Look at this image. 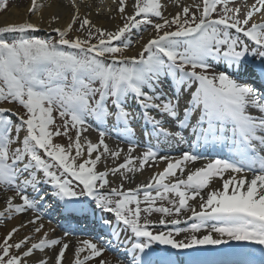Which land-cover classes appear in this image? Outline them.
<instances>
[{"label": "snow or ice", "instance_id": "6c2138e0", "mask_svg": "<svg viewBox=\"0 0 264 264\" xmlns=\"http://www.w3.org/2000/svg\"><path fill=\"white\" fill-rule=\"evenodd\" d=\"M114 2L110 18L120 20L114 28L94 22L77 0H69L74 11L66 23L57 14L49 16L47 28L54 38L29 34L42 30L41 0H30L22 20L0 26V185L15 188L0 209V220L33 213L0 239V264H65L71 233L53 237L55 229L46 230L43 216H71L85 203L94 204L93 213L99 209L110 214L102 215L99 224L112 230V238L77 240L68 264H111L101 257L118 247L113 240L123 248L117 264H161L154 259V245L167 246L163 264H179L170 250L190 256L189 249L225 257L199 264H264V0L245 2L243 8L236 0H171L177 11L168 15L163 0ZM7 8L8 0H0V10ZM148 27L150 37L134 41L136 31ZM133 43L139 51L129 55L126 50ZM213 60L217 67L222 64L221 70L213 67ZM162 77L171 78L173 96L158 91ZM97 81L99 87H93ZM184 92L189 95L181 118ZM129 95L153 133L185 143L183 129L188 128L191 145L176 157L160 155L165 164L161 171L125 189L127 173L152 167L149 162L157 160V151L149 147L134 156L131 140L125 153L106 143L104 130L96 141L85 133L89 117L95 118L97 128L114 118L130 131ZM13 103L23 113L6 106ZM250 108L260 114L253 115ZM152 110L175 120L181 130L163 127L162 118L150 115ZM59 137L67 143L56 142ZM13 143L18 146L12 148ZM207 145L226 148L227 155L209 159L182 178L190 163L202 159L195 149ZM106 157L117 163L99 170ZM110 174L120 176L119 187L110 185ZM216 179L219 187L214 186ZM152 213L160 214L155 223L173 227L152 230ZM114 222L131 235L121 241ZM181 223L188 227H179ZM25 228L31 230L21 236ZM181 233L189 235L177 238ZM233 241L237 247L232 251L200 247Z\"/></svg>", "mask_w": 264, "mask_h": 264}, {"label": "bare ground", "instance_id": "6f19581e", "mask_svg": "<svg viewBox=\"0 0 264 264\" xmlns=\"http://www.w3.org/2000/svg\"><path fill=\"white\" fill-rule=\"evenodd\" d=\"M22 2V1H21ZM30 2V0H29ZM29 2L25 7H22V4L19 2H14L12 3V5H10L8 7V9L6 11L0 10V26H2L3 24L7 23V22H14V21H20L25 17V13H26V9L29 6ZM41 2L45 5L44 9H43V23L41 24V31L44 32H48L50 30H48L47 28V20L49 18V16L51 14H57L61 17V23H66L68 21V19L70 18L72 12L74 11V9L72 8L71 4L69 3V0H41ZM164 3L168 4V7L166 9L165 14H174L175 11H177V8L171 3V0H163ZM185 2L187 3H191L192 0H185ZM77 4L80 7L81 12H91L92 14V19L94 20V22H96L97 24H102L105 27L108 28H114V26L118 23H120V20L117 19H112L110 18L112 16L113 13H115L116 11V4L114 2V0H77ZM50 5V6H49ZM90 6V7H89ZM108 8L112 9V12L109 13L107 11ZM132 9L129 8V11H131ZM98 13V14H97ZM31 19L33 21H37L38 18L36 16H32ZM257 19H259V17H257ZM55 26V25H53ZM152 34V32L150 31H145V33L141 36H144L146 39L148 37H150V35ZM127 53L129 55H136L138 54L139 51V47L134 43L133 46L131 47V49L126 50ZM257 87H262L261 83L259 81H257L256 83ZM171 92H169V91ZM262 90H264V88H262ZM158 91H161L165 94H167V96L171 97L173 96V92L174 89L172 88V80L171 78H164L162 77V82L158 88ZM188 98V96H184L181 97L180 100V115L181 118H183V108L185 106V101ZM7 107L12 108L15 111L16 110L12 105H6ZM129 106L133 107L134 109V114L135 117L137 119V125L141 123V125L143 126L145 118L142 114V109L139 107L137 101L135 100L134 96L130 99L129 102ZM249 111L253 114V115H258L259 112L258 110L254 109V108H250ZM157 114H159L156 110H152L150 112V115L152 116H156ZM160 115V114H159ZM199 113H196L193 117H192V122H195L196 116H198ZM16 117V116H15ZM164 121L163 123V127H166L169 125L170 126L167 127V129H169L172 132L175 131H179L181 130L178 126H177V122L175 120H171V118L167 117V116H163L161 117ZM159 118V119H161ZM172 123H174V125L176 127L172 126ZM146 127V126H144ZM142 131L146 132V134L149 135V133L147 132L149 129L146 130L142 127L141 129ZM151 131V130H149ZM151 133L153 134V132L151 131ZM85 135H87L90 139H92L93 141L95 140L94 136H92L93 134L90 132H86ZM183 135L185 137V140H187V142L185 143H181L179 142L177 139L169 137L166 139L167 145L166 146H162V149L165 150L166 152H174V151H182L186 149V144H188L190 146L191 144V140H189V136H190V129L186 128L183 129ZM163 136V135H161ZM163 138H165L163 136ZM191 139L194 140V137H192ZM110 146V143H108ZM202 145V143H201ZM187 147L188 151L190 149V147ZM208 146V145H207ZM207 146H198L200 148L203 149H207ZM196 152L200 155V154H205L203 150H196ZM210 152H216L215 149H212ZM123 157H121V161L122 162ZM117 162H115L111 157H106L104 160L101 161V163L98 165L99 170H104L105 167L107 168H111L114 167L115 164ZM150 163L152 164V167H146L145 169H143V172L141 173H127L128 179L123 181V186L127 187V188H134L136 187L137 184L140 183H146L148 178L152 175V173L157 172V171H161L163 169V167L165 166V164L163 162H160L158 160L156 161H150ZM203 166V163H190L186 169V173L188 172V170H194L197 167H201ZM184 173L182 178H186L187 174ZM186 174V175H185ZM185 175V177H184ZM251 174H249V178H250ZM109 181L113 182L115 186L119 187L120 183H121V178L119 175L116 176H111V174L109 175ZM177 178H181L180 174L177 173ZM126 183V184H125ZM221 184V181L219 179H216L214 181V186L215 187H219ZM45 189V186H44ZM29 192H31V189H28ZM48 191V190H47ZM191 203V202H190ZM4 207V203H0V209H2ZM93 207L89 206V205H83V210H78L72 213V215L70 216L68 214V212H64V216H70V220L72 221H63V225L64 223L66 224H70L71 225V229L72 230H77L79 232H86V233H90V236L88 238H95L97 236H102L97 234V230H95V228L97 229V226H100L99 224V218L102 216V214L99 213V211H97V209L95 210V213H93ZM52 214V213H51ZM50 215H46L47 217H51ZM190 214V213H189ZM153 221V220H152ZM156 221V220H155ZM45 224V228L46 230L50 228V226H52L51 223H48L47 221H43ZM17 223H19V221H16L15 223L10 225V228L14 225H16ZM49 224V226L47 225ZM96 225V226H95ZM55 227V226H54ZM27 232H24V231ZM206 231L203 230L202 233ZM29 230L28 228H25L22 230V232L20 233V235H25L26 233H28ZM100 232V231H99ZM120 240H124L126 238V236H130V234H128L126 231H120ZM52 234V233H51ZM183 234L184 237H186L187 233H181ZM58 236V235H57ZM181 237V235H179ZM105 239H108L106 237H104ZM68 241L71 242L72 244V248L69 249L67 256L68 259L71 258L72 256V250L74 249V247L76 246L77 243V238H66ZM81 239H85V238H81ZM181 239H184L181 237ZM95 242V239H94ZM119 243V241H116ZM51 255V252L49 253ZM37 255H39V253H37ZM167 257V256H166ZM68 259L65 260V264H68ZM101 259H105L107 261H110L111 264H117L118 259L114 258V256H112L110 253H108L107 251H105L101 257ZM175 259L177 260L178 258L175 257ZM213 261V260H211ZM91 264H98L97 260H94L91 262Z\"/></svg>", "mask_w": 264, "mask_h": 264}, {"label": "rangeland", "instance_id": "374dc122", "mask_svg": "<svg viewBox=\"0 0 264 264\" xmlns=\"http://www.w3.org/2000/svg\"><path fill=\"white\" fill-rule=\"evenodd\" d=\"M22 1V2H21ZM14 2H19V3H21L22 4V7H25L27 4H28V2H29V0H8V7L10 6V5H12V3H14ZM245 2H247V3H252L253 2V0H236V3H238V4H240L241 6H242V8H243V5H244V3ZM8 9V8H7ZM145 31H150V32H152V30H151V28L150 27H148V28H146V29H143V30H137L136 31V33L134 34V37H133V39H134V41L135 40H138L139 38H140V36L141 35H143L144 33H145ZM233 32H234V30H233ZM30 35L31 34H35V35H38V36H42V37H46V38H49V39H51V38H54L55 36H56V34L54 33V32H51V31H46V32H44V31H37V32H35V33H29ZM240 36H241V38H243V39H246V41H247V38H244L243 36H242V34H239ZM251 43V42H250ZM134 44V43H133ZM65 48H66V46H65ZM249 59H251V58H249ZM211 63H212V65L213 66H216L217 67V64H218V62L217 61H211ZM222 66V64L220 65V67ZM220 67H217V68H220ZM216 69V68H215ZM217 71H219L218 69H216ZM211 71V70H210ZM93 87H99V82L97 81V82H94L93 83ZM169 91V90H168ZM169 92H171V91H169ZM189 94L187 93V92H184L183 94H182V96L181 97H184V96H188ZM97 98H98V96H97ZM111 104V100H109V105ZM10 105H12L16 110H18V112H21V113H23V111H24V109L22 108V106H19L18 104H15V103H13V104H10ZM126 108H127V110L128 111H130L131 112V110H129V107L126 105ZM132 113V112H131ZM166 116V115H165ZM93 118V117H92ZM131 118H133V116L131 117ZM156 118L157 119H159V118H161V115H159V114H157L156 115ZM11 119L14 121V123L15 122H19L18 121V119H17V117H11ZM109 120L110 121H112V118H109ZM88 121H89V118H88ZM56 123L59 125V124H61L62 123V121H60L59 119H57V121H56ZM87 124H88V131L87 132H90V133H92L93 135L92 136H94V138H95V140L94 141H96V140H98V138H99V129H94V128H91L92 126H91V122H87ZM122 125V124H121ZM129 125V124H128ZM131 132H132V136L135 138V139H133V146H134V152H133V155L134 156H139L141 153H143L144 151H146L148 148H145V147H140V146H138L136 143H137V141H138V139H140L141 138V132L139 131V129H137V128H134V129H132L131 130ZM25 133L24 132H21L20 133V137H21V139H22V137H23V135H24ZM12 135L13 136H15V130L13 129V132H12ZM105 141H106V143H110L111 145H113V146H110L109 144V146L111 147V148H113V149H115V148H121V149H123L124 150V152L126 153L127 152V148L129 147V143L127 144V143H123V142H118V140L117 139H114V138H112L111 136H109V135H106L105 136ZM56 142H61V143H67V138H65V137H59V138H56ZM18 145L17 144H15V143H13L12 145H11V147L12 148H15V147H17ZM184 151H186V150H184ZM184 151H182V152H180V153H176V154H174V156L173 155H168V156H173V157H176L177 155H181ZM160 155H164V154H160ZM115 162H117V161H115ZM199 162H205V161H202V160H200ZM150 163V162H149ZM190 170V169H189ZM188 170V171H189ZM141 172H143V170H140V171H137L136 173H141ZM185 173H186V171H185ZM187 174V173H186ZM185 174V175H186ZM185 175H184V177H185ZM111 176H113V175H111ZM126 184V183H125ZM110 185L111 186H113V187H117V186H115L114 185V183L113 182H110ZM50 188H51V186L50 185H46V188L44 189L45 191H47V190H50ZM125 189H128L127 187H124ZM105 191H107V189L105 190ZM15 192V188H13V187H10V186H8V185H0V203H4L5 202V199H6V197L8 196V195H12L13 193ZM153 194H154V192H153ZM82 200H87V198H81ZM140 199L142 200L143 199V194L141 193L140 194ZM160 203V201H157V204H159ZM166 203V202H165ZM93 205V207H94V204H92ZM144 205L142 204L141 205V207H143ZM98 211H100L99 209H97ZM101 212V211H100ZM104 216L106 215V216H110V214H108V213H102ZM33 215V213H32V211H29L28 213H26V214H14V216L12 217V218H5V219H2V220H0V239H2V237H3V235L4 234H6V232L10 229V225L11 224H13V223H15L16 221H19V222H22V221H24V220H27L28 218H30L31 216ZM63 216H64V214H60V213H58V212H53L52 214H51V217L50 218H46V217H44L43 216V221H47L48 223H51L52 224V226H50V228H53V229H55V231L54 232H52V236L53 237H62L63 236V234H64V232L65 231H68V232H70L71 234L67 237V238H77L78 240L79 239H81V238H88L89 236L86 234V233H77V232H71L70 230H69V228L71 227V225L70 224H65L64 223V225H63ZM159 216H160V214L159 213H152L150 216H149V219H151V220H153V222H154V225H153V229L152 230H167V228H171V225H169V226H167V228L165 227V226H162V225H159L158 223H155V222H157L158 220H159ZM67 219H65L64 221H66ZM156 220V221H155ZM48 226H49V224H47ZM55 226V227H54ZM113 226H115V222H114V225ZM186 226H188V225H186ZM179 227H185V226H182V225H179ZM124 228V226L121 224L118 228H115V230L116 231H118V230H122ZM28 230H29V232H30V228H28ZM201 231H203V230H201ZM24 232H27L26 230L24 231ZM27 234V233H26ZM128 234H130L131 235V233L130 232H128ZM58 235V236H57ZM181 235V237L182 238H185L184 236H183V234H180ZM189 235V233H187V235L186 236H188ZM181 237L180 236H178L177 238H179V239H181ZM113 243L114 244H117L118 245V247L117 248H115V249H110V250H107V252L108 253H110L112 256H114V258H116V259H122V257L119 255V253L120 252H122L123 251V248L122 247H120L119 246V243L118 242H116L115 240H113Z\"/></svg>", "mask_w": 264, "mask_h": 264}]
</instances>
